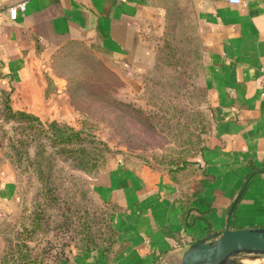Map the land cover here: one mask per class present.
<instances>
[{
  "label": "crops",
  "instance_id": "1",
  "mask_svg": "<svg viewBox=\"0 0 264 264\" xmlns=\"http://www.w3.org/2000/svg\"><path fill=\"white\" fill-rule=\"evenodd\" d=\"M0 0V105L47 112V69L66 45L85 43L117 68H142L165 31L156 0H25L16 19ZM203 41L205 84L213 124L196 159L204 172L190 187L161 164L110 157L89 180L115 204V250L74 249L53 264H178L194 241L231 228L264 226V0H191ZM195 191L191 198L189 194ZM16 172L0 143L2 226L17 216ZM248 263V262H247Z\"/></svg>",
  "mask_w": 264,
  "mask_h": 264
},
{
  "label": "rangeland",
  "instance_id": "2",
  "mask_svg": "<svg viewBox=\"0 0 264 264\" xmlns=\"http://www.w3.org/2000/svg\"><path fill=\"white\" fill-rule=\"evenodd\" d=\"M174 16L142 68L113 67L85 43L57 51L47 69V112L37 114L43 123L10 117L1 102L0 143L19 190L17 216L2 226L3 260L15 263L20 248L47 263L74 249L102 250L109 243L111 208L96 196L89 177L108 158L167 167L200 154L213 124L203 89V41L199 24ZM54 119L105 141V156L84 168L75 166L76 153L54 152L42 129ZM41 142L47 143L46 156L53 151L52 160L42 162V174L36 161ZM85 143L94 151L90 136ZM243 257L264 264V254Z\"/></svg>",
  "mask_w": 264,
  "mask_h": 264
},
{
  "label": "trees",
  "instance_id": "3",
  "mask_svg": "<svg viewBox=\"0 0 264 264\" xmlns=\"http://www.w3.org/2000/svg\"><path fill=\"white\" fill-rule=\"evenodd\" d=\"M159 4H161L163 7L166 8V24H168V21L173 20L175 18L174 15H176L178 20H193L196 24L198 23L196 11L195 8L191 2V0H156ZM169 26V24L167 25ZM198 31L199 38L201 36L200 31ZM204 73H205V65L203 63V89H204V95L205 98L208 99V88L205 84L204 79ZM3 105L5 106L6 113L10 117H17L20 120H26L27 119H33L38 120L39 124L43 123L40 116L37 115L34 112H30L23 109H16L11 104V98L10 95H6L3 99ZM212 109V108H211ZM212 115V110H211ZM44 127V128H43ZM42 129L44 133L47 135L48 140L50 141V145L55 149L54 152L59 151H65L70 150L73 153H76V161L75 166L78 167H84L87 168L91 164H95L96 161L101 159L105 156V149H108V145L103 141L102 139L96 137L93 133L89 134L87 132H84L83 129H78L74 126H71L69 124L60 123L58 120L54 119L49 121L48 127L45 128L43 126ZM212 128L209 126V132ZM88 136L91 137V141L93 142V149L94 151H89L88 147L86 146L85 140L88 139ZM205 143H203L202 147H204ZM70 146V147H69ZM47 143L41 142L38 146V149L36 150V161H37V168L42 174L43 170L41 165L43 160L46 158L47 160H52V153L50 157L46 156L44 152L47 150ZM70 148V149H68ZM169 169V172L173 179L177 180L181 185L184 187H190V184L193 180V178L198 175L199 173L204 172L205 168L204 165L201 164L197 159L189 158L184 162H180L178 164H171L167 166ZM51 173V170H50ZM44 178V177H43ZM50 186H48V180H47V189L50 190ZM195 193V191L191 192L189 194V198L192 197V195ZM111 208V216L109 217L108 225L110 227V234H109V243H106L102 247V254L104 257H109L113 251L115 250V246L117 244L118 240V229L113 224V214L116 211V206L113 203L108 202L107 203ZM89 247H86V250H89ZM46 257H40L32 256L29 254L26 250H23L20 248L17 261L15 263H12L11 260L4 259L2 264H53V263H47Z\"/></svg>",
  "mask_w": 264,
  "mask_h": 264
},
{
  "label": "water",
  "instance_id": "4",
  "mask_svg": "<svg viewBox=\"0 0 264 264\" xmlns=\"http://www.w3.org/2000/svg\"><path fill=\"white\" fill-rule=\"evenodd\" d=\"M264 254V226L231 228L230 222L222 231L191 243L178 264H249L244 254Z\"/></svg>",
  "mask_w": 264,
  "mask_h": 264
},
{
  "label": "built area",
  "instance_id": "5",
  "mask_svg": "<svg viewBox=\"0 0 264 264\" xmlns=\"http://www.w3.org/2000/svg\"><path fill=\"white\" fill-rule=\"evenodd\" d=\"M233 3H237V4H246L248 2V0H229ZM26 8V1L25 0H21L18 1L12 5H10L8 7L9 10V15L12 19H16L19 13L20 9H25ZM262 95H264V74L262 76Z\"/></svg>",
  "mask_w": 264,
  "mask_h": 264
}]
</instances>
